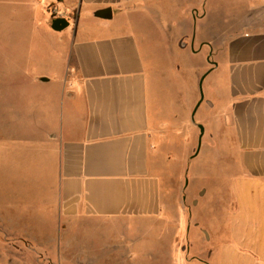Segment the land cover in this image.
<instances>
[{
	"label": "crops",
	"instance_id": "crops-1",
	"mask_svg": "<svg viewBox=\"0 0 264 264\" xmlns=\"http://www.w3.org/2000/svg\"><path fill=\"white\" fill-rule=\"evenodd\" d=\"M12 3L31 14L42 4L31 24L47 30L63 31L52 23L66 17L71 41L59 91L62 127L43 137H0V175L7 143L16 142L15 172L39 174L44 163L53 174V239L83 234L72 232L75 221H96L113 233L122 224L131 242L41 246L38 192L9 211L13 196L0 194V264H163L152 260L162 249L131 243L166 216L160 149L183 128L192 207L187 215L183 202L172 234L186 239L191 257L179 252L169 264H264V0ZM107 8L111 17L96 15ZM155 95L157 106L177 114L152 118Z\"/></svg>",
	"mask_w": 264,
	"mask_h": 264
},
{
	"label": "rangeland",
	"instance_id": "rangeland-1",
	"mask_svg": "<svg viewBox=\"0 0 264 264\" xmlns=\"http://www.w3.org/2000/svg\"><path fill=\"white\" fill-rule=\"evenodd\" d=\"M15 6L12 0L8 4L0 0V137H8L9 140L10 137L32 135L43 137L51 132H57L62 127L61 112L64 103L59 91L62 87L61 82L64 81L63 73L67 70L66 57L71 41V28L59 32L52 28L47 30L42 25L31 24L35 22L33 16H41V12H44L42 4L37 6L40 10L35 14L22 10L16 11ZM40 74H44L50 80L45 84H38L36 76ZM150 101L152 118L159 116L170 119L177 114L174 109L164 111L165 103L160 102L161 104L157 106L159 102L156 95L151 97ZM194 118L190 117L191 123L197 119V117ZM196 130L201 129L196 127ZM188 134L187 128L172 133L168 137L169 141L160 149L163 156L161 155L157 170L167 204L165 218L161 221L149 222L151 229L147 232L145 239L131 243L134 246L162 249L161 251H164L162 257L152 259L153 262L161 261L163 264H169L178 257L179 252L191 257V254L187 252L186 239L178 238L175 241L172 234L183 202L186 204L187 215L192 207L191 198L185 189V171L188 170L190 178L191 170L188 159L185 158L190 149L186 142L188 137H183ZM196 141L199 144L198 137ZM7 145L8 155L4 159L5 163L2 164L6 170L0 175V194L6 197L13 196V206L9 205L11 207H8L9 211L14 209L15 203L20 205L31 203V196L35 197L38 192L41 216L39 244L41 246L64 245L67 244V240L68 242L72 240L73 245L83 244L89 247L108 244L112 240L120 245L131 242L126 239L127 234L121 229L122 224L116 225V232L113 233L112 229H108L107 232L104 229L101 230L96 221L84 223L75 221L72 232L83 230V234L69 239L64 237L65 234L62 232L60 237L53 239L54 235H58L56 215L50 208L53 201V174L44 163L37 166L39 174L32 173V170L29 173L28 171L15 172V162L18 158L16 156H19L21 151L15 154L16 142L8 141ZM215 192L216 196H212V200L218 199L217 194L220 191ZM9 199L10 197L8 201ZM12 212L15 214V210ZM9 226L15 227L16 224L9 223ZM168 231L171 236H168ZM171 248L173 254L166 253ZM138 257L143 258L144 255H135V259L131 261H135ZM43 262L46 264L45 261Z\"/></svg>",
	"mask_w": 264,
	"mask_h": 264
},
{
	"label": "water",
	"instance_id": "water-1",
	"mask_svg": "<svg viewBox=\"0 0 264 264\" xmlns=\"http://www.w3.org/2000/svg\"><path fill=\"white\" fill-rule=\"evenodd\" d=\"M96 15L103 16V17H111L112 16V9L111 8L102 9V10L98 11L96 13ZM67 25H69V20L66 17H56L53 19L52 27L56 30H62ZM200 89H201V99L198 102L196 108L198 107V105L200 104V102L202 101V98H203L202 83H200ZM195 111H196V109H195ZM200 127H201V131L203 132V126H200ZM200 142H201V137H200ZM200 142H199V145H200Z\"/></svg>",
	"mask_w": 264,
	"mask_h": 264
}]
</instances>
